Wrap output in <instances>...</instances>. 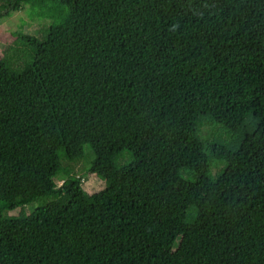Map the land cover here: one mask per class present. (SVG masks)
I'll use <instances>...</instances> for the list:
<instances>
[{
    "label": "trees",
    "instance_id": "trees-1",
    "mask_svg": "<svg viewBox=\"0 0 264 264\" xmlns=\"http://www.w3.org/2000/svg\"><path fill=\"white\" fill-rule=\"evenodd\" d=\"M18 10L44 31L0 58V264H264V0Z\"/></svg>",
    "mask_w": 264,
    "mask_h": 264
},
{
    "label": "rangeland",
    "instance_id": "rangeland-1",
    "mask_svg": "<svg viewBox=\"0 0 264 264\" xmlns=\"http://www.w3.org/2000/svg\"><path fill=\"white\" fill-rule=\"evenodd\" d=\"M44 26L29 20L23 10L10 13L7 17L0 19V58H5L13 67H20L24 60L22 55L26 49L20 45L16 39V33L34 36L41 39ZM83 165L75 163L70 165V170L78 171ZM61 177H55L56 184L60 182ZM81 188L86 193H93L102 188V182L93 175L82 178ZM33 206L27 205L22 207L24 212H29ZM18 209L8 212L9 215H16ZM22 211V210H21Z\"/></svg>",
    "mask_w": 264,
    "mask_h": 264
}]
</instances>
